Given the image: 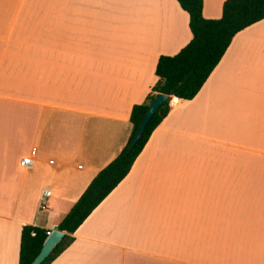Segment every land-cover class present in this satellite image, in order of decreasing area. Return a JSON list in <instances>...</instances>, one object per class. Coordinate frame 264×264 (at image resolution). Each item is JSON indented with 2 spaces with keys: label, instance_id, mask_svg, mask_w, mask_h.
<instances>
[{
  "label": "crops",
  "instance_id": "obj_1",
  "mask_svg": "<svg viewBox=\"0 0 264 264\" xmlns=\"http://www.w3.org/2000/svg\"><path fill=\"white\" fill-rule=\"evenodd\" d=\"M192 38L177 0H0V264H19L23 227H58L126 145L159 58ZM170 105L51 264H264V20Z\"/></svg>",
  "mask_w": 264,
  "mask_h": 264
},
{
  "label": "trees",
  "instance_id": "obj_2",
  "mask_svg": "<svg viewBox=\"0 0 264 264\" xmlns=\"http://www.w3.org/2000/svg\"><path fill=\"white\" fill-rule=\"evenodd\" d=\"M177 2L189 15L192 40L177 55L159 58L155 72L157 83L146 100L132 108V129L126 145L118 156L97 174L58 225V230L64 232L65 237L42 264H51L74 242L72 235L129 174L152 133L169 115L171 97L181 100L194 99L223 58L233 38L239 32L264 20V0H226L222 17L216 20L203 17V0ZM158 94H165L169 98L153 115L143 137L133 144L149 105ZM49 234L50 231L45 229L23 227L19 264H31L41 252Z\"/></svg>",
  "mask_w": 264,
  "mask_h": 264
},
{
  "label": "water",
  "instance_id": "obj_3",
  "mask_svg": "<svg viewBox=\"0 0 264 264\" xmlns=\"http://www.w3.org/2000/svg\"><path fill=\"white\" fill-rule=\"evenodd\" d=\"M168 98L169 97L165 94L156 95L155 99L150 103L148 111L140 124L137 135L133 140V144H136L143 137L145 128L150 122L151 118L156 113V111L168 100ZM64 237V232L59 231L57 226L53 227L43 245L41 252L31 264H42L45 259L51 254L54 247L58 245Z\"/></svg>",
  "mask_w": 264,
  "mask_h": 264
},
{
  "label": "built area",
  "instance_id": "obj_4",
  "mask_svg": "<svg viewBox=\"0 0 264 264\" xmlns=\"http://www.w3.org/2000/svg\"><path fill=\"white\" fill-rule=\"evenodd\" d=\"M36 151H33L32 155H35ZM33 159L32 157H26L24 159H22V161L20 162V166L26 169H30L33 166ZM51 196L50 191H46L44 192L42 198H41V202H40V208L42 210L47 209V199Z\"/></svg>",
  "mask_w": 264,
  "mask_h": 264
}]
</instances>
